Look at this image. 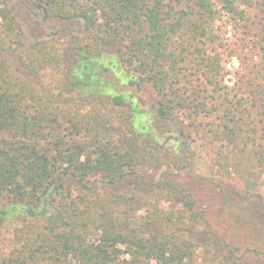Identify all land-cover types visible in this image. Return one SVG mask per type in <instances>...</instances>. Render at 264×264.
Wrapping results in <instances>:
<instances>
[{"label":"trees","instance_id":"16d2710c","mask_svg":"<svg viewBox=\"0 0 264 264\" xmlns=\"http://www.w3.org/2000/svg\"><path fill=\"white\" fill-rule=\"evenodd\" d=\"M253 1L0 0L3 33L24 69L34 73L41 67L28 62L22 51L39 42H28L25 24L18 18L28 20L32 35L62 40V52L53 58L64 68L59 97L76 93L80 101L108 102L129 110L121 127L127 130L125 140L112 143L99 135L91 143L60 136L47 140L41 118L28 107L30 88L0 59V230L16 222L26 226L22 243L3 256L1 264H154L155 253L161 256L155 264L192 263L209 238L184 225V214L194 216L195 205L193 189L183 183L204 179L191 169V132L180 113L192 119L210 105L187 88L174 94L178 90L173 85L186 77L178 65L187 59L189 68L198 67L195 75L200 70L205 75L204 91L217 96L211 62L198 60L195 52L203 47L198 50L197 45L206 49L219 40L217 2L231 19L247 22L246 9ZM14 5L17 16L12 15ZM179 37L186 40L179 42ZM260 42L264 43V32ZM147 89L155 100L144 106ZM250 95L264 123V86ZM218 111L221 122L232 113L230 108ZM238 126L240 138L232 140L248 147L251 136L242 120ZM163 137L166 148H160ZM162 149L177 172H165L157 182L150 171L163 165L155 155ZM250 185L252 181L247 182L248 190ZM154 197L169 205L168 213L151 212L148 206ZM170 208L183 216L175 219ZM143 209L149 215L140 219L137 214ZM222 259L221 264H254L232 251Z\"/></svg>","mask_w":264,"mask_h":264},{"label":"rangeland","instance_id":"374dc122","mask_svg":"<svg viewBox=\"0 0 264 264\" xmlns=\"http://www.w3.org/2000/svg\"><path fill=\"white\" fill-rule=\"evenodd\" d=\"M215 9L219 19L216 29L219 40L206 49L198 44V50L203 47V51H196L195 56L198 60L204 58L205 62H211L209 74L218 84L217 96L211 97L210 92L208 94L204 91L205 75L201 70L195 75L194 71L198 67L189 68L187 59L180 61L178 65L183 73L185 70L186 77H182L181 81H174L173 85L174 90H178L174 94L179 93V89L180 93L187 91V88L188 93L196 94L197 98L201 96L200 100L210 105L207 111L198 117L193 115L192 119L188 117V113H180L191 132V169L204 180L193 179L183 183L194 191V216L189 212L183 216V213L173 208L170 211L174 218L177 215L185 218V228L199 230L204 237L209 238L208 246L196 250L191 264H221L222 257L230 251L236 257L254 264H264V210L260 208L264 205V148L259 147L264 145V123L259 116V108L253 105L255 101L250 95L254 88L264 86V43L260 42L264 32V0H254L246 9L249 18L247 22L231 19L228 12L222 11L218 2ZM18 12V6L14 5L12 15L17 16ZM18 20L25 24L28 42H39L35 48L30 45L24 50L22 48L27 56L26 60L34 61V65L41 63V67L34 73L24 69L15 46H11L5 38L1 18L0 59L6 62L8 71L15 79H22L30 88L33 98L29 100L28 107L32 114L41 118L45 138L53 140L60 136L65 141L73 139L91 143L93 137L99 135L112 143L125 140L127 130H121V127L125 125L128 106L117 107L108 102L80 101L74 97L76 93L63 92V97H59V93L63 91L64 68L62 61L58 64L53 58L62 52V40L47 34L39 37L33 32L32 35V25L25 23L28 20ZM180 37L186 36L182 34ZM180 37L179 42L186 40ZM42 49L45 52L37 54ZM187 49L186 53L189 54L192 48L188 45ZM204 69H207V65ZM203 92L210 96L209 99L205 98ZM145 94L142 104L149 106L154 102L155 94L149 89ZM223 108H230L232 113L226 117V121L221 122L222 115L218 110ZM253 119L255 122H252ZM240 120L251 136L248 147L238 145L232 140L233 136L240 138ZM98 123L102 125L99 126ZM167 142L163 137L160 148H166ZM155 155L163 164L157 170L150 171L156 181L162 180L165 172H177L165 149L155 150ZM249 181H252V185L248 190ZM252 195L255 196L254 199ZM150 200L152 205L148 208L151 212L162 215L168 213L165 207L169 205L164 201L159 204L156 197ZM146 210L138 212L140 219L149 215ZM193 217H196L195 223L190 222ZM24 226V223L16 222L0 230V264L3 256L11 254L22 243L26 235ZM160 257L159 253H155L153 263L158 262Z\"/></svg>","mask_w":264,"mask_h":264}]
</instances>
